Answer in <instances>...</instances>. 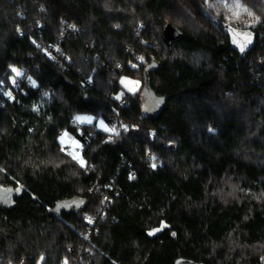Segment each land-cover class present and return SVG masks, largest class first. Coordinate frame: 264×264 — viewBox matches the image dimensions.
Listing matches in <instances>:
<instances>
[{"label": "trees", "instance_id": "1", "mask_svg": "<svg viewBox=\"0 0 264 264\" xmlns=\"http://www.w3.org/2000/svg\"><path fill=\"white\" fill-rule=\"evenodd\" d=\"M242 2L260 18L244 53L204 0H0V83L15 93L0 91V188L16 191L0 203L1 262L262 264L247 248L264 243V0ZM152 60L161 100L146 114L121 78L144 82Z\"/></svg>", "mask_w": 264, "mask_h": 264}, {"label": "rangeland", "instance_id": "2", "mask_svg": "<svg viewBox=\"0 0 264 264\" xmlns=\"http://www.w3.org/2000/svg\"><path fill=\"white\" fill-rule=\"evenodd\" d=\"M205 8L207 10H213L215 14L221 13L224 19V26L226 31L231 37L232 44L242 53H244L253 43L254 31L253 28L256 26L260 19L258 15L252 12L242 0H204ZM243 48V51H241ZM15 75L18 76L21 72L18 69L14 70ZM121 85L124 92L136 93L139 92L142 99L143 112L146 114L155 113L160 103L157 98L150 90H146L144 82L141 78L125 75L121 78ZM122 95V92L118 97ZM77 120L80 123H91L95 120L92 115H79ZM97 126L100 129L107 131H113L116 134L114 126H109L102 118L97 119ZM59 141L65 146H69V154L80 164L84 165L81 152L80 143L73 137L69 132H64L60 137ZM16 191L11 188H0V203L10 205L13 201V195ZM221 195L226 197L227 200L236 199L239 195V189L237 190L235 185H230L229 189H223L220 191ZM67 206H79L78 201H71ZM91 223V221H90ZM248 253L253 256H258L264 264V243L248 247ZM243 255H246V251H243ZM38 264H42V260L38 261Z\"/></svg>", "mask_w": 264, "mask_h": 264}, {"label": "built area", "instance_id": "3", "mask_svg": "<svg viewBox=\"0 0 264 264\" xmlns=\"http://www.w3.org/2000/svg\"><path fill=\"white\" fill-rule=\"evenodd\" d=\"M61 23L64 25L65 29L68 32L77 33L79 31H81V29H82L77 24H71V25L66 24L64 20H62ZM61 41H62V39H61ZM44 51L47 52L50 57H52L53 59H56L57 54L60 52V44H56L55 46L54 45L53 46H44ZM127 51L129 52L128 65L130 67L135 68L143 62L144 56L141 53H137L135 51V49H133L131 47H128ZM0 91L5 96V98L8 102H11V103L13 102V100L15 98V93L13 91H11V89H9L5 83H2V82L0 83ZM122 103H124V101H122ZM75 120L76 119L73 118L72 122H74ZM115 130L118 133H123L125 130V126L122 123H118ZM85 133L86 132L84 131V129L81 126H79L78 127V134L82 136V135H85ZM64 149L66 152H69L70 147L65 146ZM106 186L110 187L109 184H107ZM100 188H101V185H98L97 189H100ZM115 192L119 193V188H116ZM88 220L91 221V225H93L95 223L94 217H88ZM91 230L88 231L89 234L91 233ZM90 254L93 255V252H91ZM0 264H28V261H27L26 257H22L19 261H9V262H1L0 261ZM60 264H70V263L68 260L63 259Z\"/></svg>", "mask_w": 264, "mask_h": 264}, {"label": "water", "instance_id": "4", "mask_svg": "<svg viewBox=\"0 0 264 264\" xmlns=\"http://www.w3.org/2000/svg\"><path fill=\"white\" fill-rule=\"evenodd\" d=\"M181 35L182 32L177 26L168 23L164 27L162 36L165 42H172L178 39ZM161 67H162V63L156 60H152L144 65V74H145L144 87L146 90H150V73L159 70Z\"/></svg>", "mask_w": 264, "mask_h": 264}, {"label": "snow or ice", "instance_id": "5", "mask_svg": "<svg viewBox=\"0 0 264 264\" xmlns=\"http://www.w3.org/2000/svg\"><path fill=\"white\" fill-rule=\"evenodd\" d=\"M241 51H243V48H241Z\"/></svg>", "mask_w": 264, "mask_h": 264}, {"label": "crops", "instance_id": "6", "mask_svg": "<svg viewBox=\"0 0 264 264\" xmlns=\"http://www.w3.org/2000/svg\"><path fill=\"white\" fill-rule=\"evenodd\" d=\"M96 126H97V124H96ZM98 127V126H97ZM99 128V127H98Z\"/></svg>", "mask_w": 264, "mask_h": 264}]
</instances>
